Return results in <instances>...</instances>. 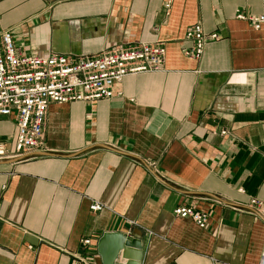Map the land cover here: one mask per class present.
<instances>
[{"label":"crops","instance_id":"0c3cea01","mask_svg":"<svg viewBox=\"0 0 264 264\" xmlns=\"http://www.w3.org/2000/svg\"><path fill=\"white\" fill-rule=\"evenodd\" d=\"M263 6L0 0V29L26 53L165 48L161 71L124 77L111 98L51 103L42 145L0 161V264H78L75 252L103 264L105 233L140 240V264H264V219L249 206L264 203V28L235 15ZM196 24L219 36L199 60L184 55ZM16 132L0 117L1 143L12 147ZM178 206L206 213V227L175 217ZM121 253L115 264H135Z\"/></svg>","mask_w":264,"mask_h":264},{"label":"built area","instance_id":"2783aa9c","mask_svg":"<svg viewBox=\"0 0 264 264\" xmlns=\"http://www.w3.org/2000/svg\"><path fill=\"white\" fill-rule=\"evenodd\" d=\"M264 2V0H263ZM169 7V4H166ZM238 20L247 21L254 30L264 28V6L260 14L236 12ZM184 39L191 42L184 55L199 60L205 46L217 41V33H205L200 24L186 30ZM165 48L162 44H140L117 48L93 56L75 57L61 53L30 54L14 44L12 33L0 29V117H12L16 137L12 147L0 142V161H20L25 153L42 145L48 106L51 103L94 102L115 95V86L124 77L162 70ZM222 134H226L225 131ZM249 206L264 219V203L251 199ZM102 209L99 203L90 205L92 212ZM173 215L190 219L204 229L208 215L192 207L178 206ZM84 247L91 240L81 241ZM78 264H92L91 255L70 253Z\"/></svg>","mask_w":264,"mask_h":264},{"label":"water","instance_id":"95a60500","mask_svg":"<svg viewBox=\"0 0 264 264\" xmlns=\"http://www.w3.org/2000/svg\"><path fill=\"white\" fill-rule=\"evenodd\" d=\"M97 248L103 264H115L121 251V258L133 260L135 264H140L142 259L141 241L123 233L103 234L98 240ZM128 249H135L138 254L130 258L127 256Z\"/></svg>","mask_w":264,"mask_h":264}]
</instances>
